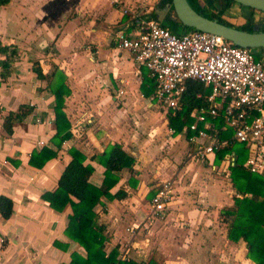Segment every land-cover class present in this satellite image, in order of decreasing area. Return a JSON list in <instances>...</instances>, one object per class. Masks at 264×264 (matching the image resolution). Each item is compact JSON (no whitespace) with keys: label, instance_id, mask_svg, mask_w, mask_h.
Listing matches in <instances>:
<instances>
[{"label":"crops","instance_id":"0c3cea01","mask_svg":"<svg viewBox=\"0 0 264 264\" xmlns=\"http://www.w3.org/2000/svg\"><path fill=\"white\" fill-rule=\"evenodd\" d=\"M121 1L126 9H145L146 17L157 21L155 9L166 0ZM222 19L240 30L248 25L239 13ZM138 21L110 0H10L0 6V44L17 51L5 77L0 67V196L13 203L11 217L0 216V264H69L72 253L85 258L64 234L71 208L55 212L41 196L57 188L72 148L93 168L89 183L100 187L105 169L92 158L114 144L134 165L118 174L110 191L126 197L102 198L94 210L96 223L105 228L107 255L117 250V259L137 263L254 264L246 258L244 242L227 240L220 216L236 196L229 171L222 173V161L214 164L218 171L193 157L184 136L173 135L166 113L149 100L153 91L144 95L146 79L152 80L148 71L116 47V36L134 34ZM254 54L264 63V50ZM35 70L47 77L59 71L69 91L63 113L71 137L40 169L29 161L43 148L55 151V98L49 89L55 79H40ZM20 107L30 114L7 135L4 118ZM184 156L194 162L186 160L181 167ZM167 181L173 198L164 217L149 222V196ZM136 226L133 233L127 231Z\"/></svg>","mask_w":264,"mask_h":264},{"label":"built area","instance_id":"2783aa9c","mask_svg":"<svg viewBox=\"0 0 264 264\" xmlns=\"http://www.w3.org/2000/svg\"><path fill=\"white\" fill-rule=\"evenodd\" d=\"M110 2L123 15L139 20L134 34L116 36V47L129 52L138 69L148 71L155 85L151 102L176 115L189 83L208 90L197 93L204 104L191 111L192 123L180 133L193 157L219 171L214 165L216 155L241 144L248 151L244 169L264 177V63L251 50L235 47L222 37L198 31L173 33L147 18L145 9L133 11L121 0ZM235 159L234 153L225 155L222 173L235 165ZM172 198V182L162 183L150 199L145 220L162 219Z\"/></svg>","mask_w":264,"mask_h":264},{"label":"trees","instance_id":"16d2710c","mask_svg":"<svg viewBox=\"0 0 264 264\" xmlns=\"http://www.w3.org/2000/svg\"><path fill=\"white\" fill-rule=\"evenodd\" d=\"M9 1L0 0V6L7 5ZM187 1L201 15L233 27L219 18L220 14L228 10L231 4L230 0H225V4L217 16L205 15L199 0ZM251 23L252 20L249 18L248 25L241 30L250 32L251 26L249 24ZM165 24L160 25L173 33H179L178 30L173 29L171 23ZM191 31L193 30L187 32ZM0 55L4 57L0 61L1 77H5L9 73L10 65L16 57L17 51L12 47H2L0 44ZM35 73L40 79H55L54 83L49 84V89L55 98L54 126L56 133L51 140L55 146V151L43 148L40 152L33 153L29 161L31 166L40 169L48 160L57 157L62 144L71 137L70 125L63 113L64 98L68 96L69 91L65 85V76L59 71L50 77L42 75L38 70H35ZM152 82L153 80L148 82L146 79L145 85L142 87L144 95L154 90L155 85ZM146 83L150 86L149 89H146ZM198 92L208 93V90L204 89L201 84L189 83L183 96L181 111L176 115H172L171 111L166 113L168 127L174 136L179 135L185 126L192 123L191 111L204 104L201 99H197ZM29 114L30 109L28 107H20L17 113H9L3 122V129L6 134L11 135L15 123L21 122ZM230 153L236 155L235 165L229 168V178L236 196H233V206L222 209L220 212L223 222L227 224V240L234 243L244 242L247 250L246 258L254 264H264V177L249 173L244 169L243 164L247 159L248 151L241 144L234 143L218 153L214 164H219L224 156ZM68 154L71 160L61 174L57 188L53 192L43 194L41 198L55 212H62L67 206L71 208V215L68 216L64 234L70 241L78 244L84 250L85 258L77 253H72L69 264H157L153 259L140 263L129 259H117V250H112L107 255L104 251L105 228L96 223L97 215L94 210L96 206L101 205L102 198L120 200L126 197V194L121 191L114 195L110 191L119 182V173L132 171L134 159L123 151L121 145L108 146L102 154L92 158L105 169L101 186L95 187L89 183L93 168L84 165L85 156L74 148L70 149ZM152 196L153 194L149 198L151 199ZM12 212V201L5 196H0L1 218L8 220Z\"/></svg>","mask_w":264,"mask_h":264},{"label":"water","instance_id":"95a60500","mask_svg":"<svg viewBox=\"0 0 264 264\" xmlns=\"http://www.w3.org/2000/svg\"><path fill=\"white\" fill-rule=\"evenodd\" d=\"M234 8H245L254 11L256 15L264 14V0H230ZM156 19L159 23H171L182 29L185 34L188 30L208 33L222 37L233 46L249 49L252 52L264 50V31L262 22L254 19L251 31H244L221 24L215 19H209L196 12L187 0L164 1L155 9Z\"/></svg>","mask_w":264,"mask_h":264},{"label":"flooded vegetation","instance_id":"af4514ba","mask_svg":"<svg viewBox=\"0 0 264 264\" xmlns=\"http://www.w3.org/2000/svg\"><path fill=\"white\" fill-rule=\"evenodd\" d=\"M199 1H200V4H202V1H203L204 4L201 5V6H203V13L205 15H207V16H214V15L217 16V15H219V12L221 11L222 6L225 4V0H199ZM230 8H234V3L233 2H231V4L229 5L228 10ZM228 10H226V11H228ZM234 10H236L238 12H241L240 16L244 17L245 20H247V22H248V20L250 18L252 20V23H254V19L256 18V16H258L259 22H263L264 23V14L256 15V13L254 11H251L249 9H245L243 7L235 8ZM223 14H220L219 18L222 21L225 22V20L222 19Z\"/></svg>","mask_w":264,"mask_h":264},{"label":"rangeland","instance_id":"374dc122","mask_svg":"<svg viewBox=\"0 0 264 264\" xmlns=\"http://www.w3.org/2000/svg\"><path fill=\"white\" fill-rule=\"evenodd\" d=\"M204 2H205V1H204ZM203 4H204V3H203V1H202V4H201V5H203ZM233 9H235V8H233ZM217 11H218V10H217ZM238 13L240 14L241 12H238V11H236V10H230L229 12H225V13H224V18L235 19V18H236V15H237ZM232 17H233V18H232ZM164 24H165V23H164ZM167 24H169V23L167 22L165 25H167ZM173 29H174V30H178L179 33L182 32V29H181V30L178 29L177 26H174ZM158 111H160V112H164V113H165V111H164L163 109H161V108H158ZM186 160H190L191 163L194 162V161H191V159L188 158L187 156H184L183 159L181 160V161H182L181 164H180L181 167L185 164ZM191 163H190V164H191ZM181 167H179V168H181ZM204 167H205V169H206V168L208 169L207 166H204ZM212 175H213V177H215V176H216V177H220V175H219V174H216V173H213ZM186 176H187V175H186Z\"/></svg>","mask_w":264,"mask_h":264}]
</instances>
